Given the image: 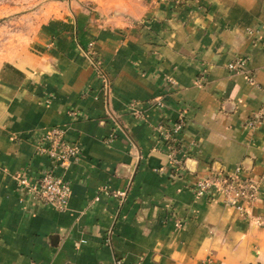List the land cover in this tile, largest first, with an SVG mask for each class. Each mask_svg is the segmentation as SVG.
I'll return each mask as SVG.
<instances>
[{"label": "crops", "instance_id": "1", "mask_svg": "<svg viewBox=\"0 0 264 264\" xmlns=\"http://www.w3.org/2000/svg\"><path fill=\"white\" fill-rule=\"evenodd\" d=\"M28 17L0 62V264H264V187L243 213L193 193L264 174V0H61ZM51 127L81 151L53 170L64 211L19 183L51 169Z\"/></svg>", "mask_w": 264, "mask_h": 264}, {"label": "built area", "instance_id": "2", "mask_svg": "<svg viewBox=\"0 0 264 264\" xmlns=\"http://www.w3.org/2000/svg\"><path fill=\"white\" fill-rule=\"evenodd\" d=\"M93 62L97 66L96 61ZM246 62L245 57H237L228 63L227 67L243 69ZM130 108L132 113L138 116V111L134 106H130ZM253 122L250 121L249 125H252ZM182 127V122L174 124L169 132L163 133L164 139L171 142L172 146L176 145L178 142L176 136ZM37 152L47 156L51 163V169L42 172L32 183L24 177L19 178V183L37 203L49 205L57 211H64L70 195L69 185L61 176L55 175L53 170L56 167L66 168L79 158L81 151L75 143L67 140L63 129L51 127L39 136ZM173 161L175 160L173 159ZM239 171L240 169L236 168L232 173L204 176L195 182L193 193L198 197L217 195L221 198L224 206L243 213L255 201L259 191L264 187V174L257 179H246L239 177Z\"/></svg>", "mask_w": 264, "mask_h": 264}, {"label": "rangeland", "instance_id": "3", "mask_svg": "<svg viewBox=\"0 0 264 264\" xmlns=\"http://www.w3.org/2000/svg\"><path fill=\"white\" fill-rule=\"evenodd\" d=\"M51 1L61 0H0V62L25 41L22 33L31 29L28 15Z\"/></svg>", "mask_w": 264, "mask_h": 264}]
</instances>
